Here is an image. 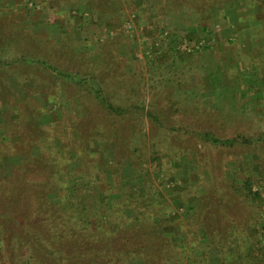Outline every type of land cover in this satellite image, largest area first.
I'll use <instances>...</instances> for the list:
<instances>
[{
    "label": "rangeland",
    "instance_id": "rangeland-1",
    "mask_svg": "<svg viewBox=\"0 0 264 264\" xmlns=\"http://www.w3.org/2000/svg\"><path fill=\"white\" fill-rule=\"evenodd\" d=\"M247 4L0 0V248L17 223L74 264L140 262L119 251L138 223L127 197L169 212L131 228L153 264L173 263L157 257L182 237L169 222L201 199L221 208L212 222L264 220V44L251 41L264 33ZM65 187L96 213L86 228L60 206Z\"/></svg>",
    "mask_w": 264,
    "mask_h": 264
},
{
    "label": "trees",
    "instance_id": "trees-1",
    "mask_svg": "<svg viewBox=\"0 0 264 264\" xmlns=\"http://www.w3.org/2000/svg\"><path fill=\"white\" fill-rule=\"evenodd\" d=\"M81 81V80H80ZM82 82V81H81ZM96 97L100 102H107L103 94H101L99 88L95 89ZM106 106L109 109H115L112 105L106 103ZM213 143H232L234 140H219L217 138H210ZM63 175V173H61ZM64 176V175H63ZM65 192H61L59 190V198L61 199V205L65 211L67 210L70 214L71 227L75 226L76 228H86L92 216L96 214L94 211H91L85 205L77 203L74 199L77 198L76 195H72L69 193L68 187H65ZM244 194L246 197H250L252 199V194L250 192V187L245 184ZM241 191V189H239ZM242 194V192H241ZM130 198H126V202L124 206H129V210L131 211V215L128 216L129 219L136 221L138 219V223L130 224L125 227H129L128 231H131V235L125 238L126 242L132 246V248H125L123 251L120 249L119 251L123 254V261L127 262L131 259L139 257L141 255L143 258L140 262H135L134 264H153L152 258L146 259V251L142 246L141 251L138 248V244L135 243V240L139 238L132 231L136 229L137 224H146L149 223L148 218L154 222V216L159 217H168L169 212H167L164 207L160 206V203H157V208L154 206L156 201H143L145 204L143 208L137 209V207H133ZM222 202H220V206H222ZM212 205L208 200H202L195 209V211L185 219L182 223L179 217L171 220L173 229H178L180 232L181 238H176L175 243L171 244L170 254L174 255L173 258L168 257V253L166 249L164 251L158 252L157 257L158 260L162 261H171L172 264H264V223L263 219L260 220L259 217H255L252 223H242V226H236L233 222L223 220L218 222L216 218L211 221L213 216L221 214V208L219 206ZM35 210V211H34ZM32 212L37 213L45 212L43 207L38 206L37 209H34ZM47 211V208H45ZM124 211L126 215H129L126 212V209H121ZM37 211V212H36ZM115 211H120V209H116ZM23 212V208L21 207V211ZM38 214V215H39ZM110 215V213H109ZM96 216V215H95ZM39 217V216H37ZM58 217V216H57ZM36 218V216L34 217ZM60 221V220H59ZM64 220H61L59 224L63 225ZM99 221V220H98ZM111 222V221H110ZM223 222V223H222ZM181 224V225H180ZM234 224V225H233ZM18 227L19 231L23 234L26 229L21 224L13 223ZM58 224L56 223L55 227ZM239 225V224H238ZM60 227V226H57ZM68 228V226H64L61 228H57V231H62V229ZM248 227V228H247ZM133 230H132V229ZM24 229V230H23ZM122 229L126 231V228L119 226L117 230ZM16 230V228L14 229ZM4 231V227L0 225V241L6 240L4 235H1ZM6 231V230H5ZM20 232L16 231L12 233L9 238V242L7 243L8 248L3 250L0 248V264H52L46 263L45 257L50 253H56L58 255L54 264H74L72 262V254H62L59 251H54L52 248H56L54 244L49 243L48 240L45 241L40 239L38 236H22ZM79 232V230H78ZM59 232H55L54 235L50 237V239L55 238L58 241ZM58 234V235H56ZM49 239V241H50ZM44 243V245L42 244ZM130 246V247H131ZM11 252L15 255V260L7 263V259L5 255L7 252ZM43 254V258L40 255ZM79 254H83L82 252ZM41 258V259H40ZM48 262V261H47ZM115 262L114 259H111V264ZM90 264H94L91 260Z\"/></svg>",
    "mask_w": 264,
    "mask_h": 264
},
{
    "label": "crops",
    "instance_id": "crops-1",
    "mask_svg": "<svg viewBox=\"0 0 264 264\" xmlns=\"http://www.w3.org/2000/svg\"><path fill=\"white\" fill-rule=\"evenodd\" d=\"M248 4L247 7L248 9V13L252 19V23L253 24H260L261 28L263 29V33H264V0H247ZM243 23H240L239 26H243ZM248 27H252L249 26ZM252 43L256 42L258 44H260L261 46H263L264 44V37L263 40H252ZM249 46H253V44H250ZM260 57V56H259Z\"/></svg>",
    "mask_w": 264,
    "mask_h": 264
}]
</instances>
